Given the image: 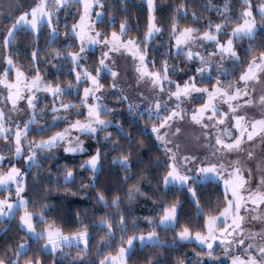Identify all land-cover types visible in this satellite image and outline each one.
Instances as JSON below:
<instances>
[{
    "label": "snow or ice",
    "instance_id": "obj_1",
    "mask_svg": "<svg viewBox=\"0 0 264 264\" xmlns=\"http://www.w3.org/2000/svg\"><path fill=\"white\" fill-rule=\"evenodd\" d=\"M129 7L8 6L10 26L0 27V232L22 235L0 244V264H47L48 255L52 264H129L134 256L141 264H264V0H239L238 10L228 0H178L162 22L157 0H140L143 27L132 26ZM212 11L218 21L203 15ZM109 155L121 185L111 198L99 184ZM77 156L87 157L80 171ZM206 183L217 185L208 199ZM61 189L94 190L98 206L77 212L68 232L50 219V194ZM149 200L147 215H133L134 204ZM185 204L193 216L182 213ZM161 232L172 233L170 243ZM189 245L191 254L179 251Z\"/></svg>",
    "mask_w": 264,
    "mask_h": 264
},
{
    "label": "trees",
    "instance_id": "obj_2",
    "mask_svg": "<svg viewBox=\"0 0 264 264\" xmlns=\"http://www.w3.org/2000/svg\"><path fill=\"white\" fill-rule=\"evenodd\" d=\"M222 1L223 0H214V3L217 6H222ZM176 2H178V0H157V6H158V13H157V20L158 22H162L167 16H168V5L169 4H175ZM200 3H207L208 0H199ZM229 3H231L233 6H235L238 10L239 8V0H228ZM109 5L112 4H117L119 3V0H108ZM128 3L130 5V7L128 8V16L130 17V23L132 24L133 27H135L137 24H139L141 27H143V25L146 23V15H142L141 14V9L139 8V3L140 0H128ZM71 11L73 13V15H75L76 12V6L75 5H71L70 6ZM146 13V9L144 10ZM118 15H122L121 13H118ZM203 15L205 17H208L209 15L211 16V18L214 21H218V17L216 15L215 11H212L211 13L209 12H204ZM65 21V16L64 13H61V23L63 24ZM67 22L69 24H71L72 22V17L69 16L67 18ZM135 33H133L134 35ZM23 34H21L22 36ZM17 39L19 40L20 37H17ZM61 39H63V37H61ZM165 42L167 41V36L164 37ZM44 38L42 37L40 40V44L41 46H43L44 44ZM24 43H27V40L24 41ZM247 42H245L246 44ZM156 44H159V41H156L155 44L153 45V47H155ZM24 45L22 44L21 47H23ZM96 55L98 56V53L96 51ZM20 62L23 63L26 67L28 66V60L25 59L24 57L20 58ZM89 64H93V60H89ZM239 73H237L238 75ZM49 98V102H50ZM108 103L111 106V104L113 103V100L111 97L108 98ZM126 108V106H125ZM122 116L123 119L126 121L128 120L130 117L128 116L126 111L122 110ZM114 155V154H113ZM82 159H87V157H76L75 160L73 161V163L76 165L77 171L79 170V164L81 163ZM63 163V161H62ZM104 175L101 176V179L99 181V184L105 187H108L110 189L109 191V198H111V195L114 194V192L112 191V189L115 188H120L121 185L118 183V177L115 176V173L119 171L118 168H113L111 165V155L108 156V158L104 161ZM84 179H87V175H85ZM154 183V182H153ZM80 185V177H77L76 183L72 186V191H74L76 188H78ZM145 187H149L148 185H145ZM216 188L217 185L211 184V183H206L204 185V187L201 189V193L204 197V199H208V197L210 195H213L216 192ZM124 191H126V187L124 188ZM31 192L32 190H29V196H31ZM95 195V191L92 190H85L83 193H77V195L72 196L70 194H66L63 189H61L59 192L57 191H53L50 196L51 198L49 199L48 203L50 205H53L55 207V211L51 213L50 215V219H55L56 223L58 226L63 227L65 232L71 231L74 229L75 225L71 222L77 212H85V210L87 211V213L90 215L93 211L94 208H97L98 206H96L94 204V201L91 199V197H93ZM82 196L84 198H82ZM33 199H35L36 197H32ZM166 199H172V197H167ZM126 203V201H125ZM144 203L143 201H141L140 203L134 204L132 206L133 208V215L135 216H144L147 215L150 211L151 208V201H147V204L149 205V207H142L141 204ZM114 211V210H112ZM182 213H184L186 216H193L195 214L194 209H190L188 204H185L184 208L181 210ZM184 216H182L181 218V223H184ZM5 227H7L8 225L5 224ZM141 226H142V230L146 231V225L143 223V221H141ZM13 228L16 227L15 223H13L12 225ZM39 228V227H38ZM22 235V233H16L13 231H9L8 233H3L0 232V244L3 243L4 240L8 239V238H15V239H19V237ZM161 236V240L162 241H167V242H171L172 239V233H163L161 232L160 234ZM99 239V237H97L96 239H94L92 241L91 244V248H90V258L92 256V254H94L95 252V247H96V243L97 240ZM119 241V237H117V242ZM43 242H41L42 244ZM195 244V242H193V245ZM193 245H189L186 248H181L179 249V251L181 253L184 252H188L189 254L192 253L193 251ZM65 253H69L70 255L74 256L76 254V249H65L64 250ZM147 251H149V249H145L144 252L146 253ZM151 251L154 252H159L161 251L160 249H151ZM138 256H143L144 253H137ZM175 255V254H173ZM47 264H52V257L51 255H48L47 257ZM129 264H141V261H139L137 259L136 256L133 257L132 260L129 261Z\"/></svg>",
    "mask_w": 264,
    "mask_h": 264
},
{
    "label": "rangeland",
    "instance_id": "obj_3",
    "mask_svg": "<svg viewBox=\"0 0 264 264\" xmlns=\"http://www.w3.org/2000/svg\"><path fill=\"white\" fill-rule=\"evenodd\" d=\"M31 2H32V0H0V27L6 28V27L10 26L9 23H8V20H7V15H6L9 5L17 4V5H20V6L27 7V6H29L31 4ZM213 2H214V0H213ZM224 3H225V0L222 1V4H224ZM219 7H223V5L219 6ZM17 14H19V13H17ZM97 53L99 55L98 50H97ZM21 103L23 104L24 102L22 101ZM88 143L91 144L92 141H88ZM37 230L39 231L40 229L37 228Z\"/></svg>",
    "mask_w": 264,
    "mask_h": 264
}]
</instances>
